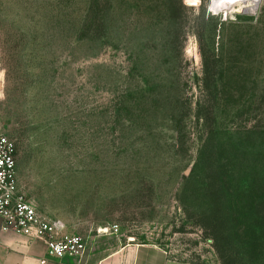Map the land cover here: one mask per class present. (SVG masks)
Here are the masks:
<instances>
[{"label":"rangeland","instance_id":"rangeland-1","mask_svg":"<svg viewBox=\"0 0 264 264\" xmlns=\"http://www.w3.org/2000/svg\"><path fill=\"white\" fill-rule=\"evenodd\" d=\"M0 132L69 233L221 264L192 218L206 144L231 188L264 180V0H0Z\"/></svg>","mask_w":264,"mask_h":264},{"label":"trees","instance_id":"trees-1","mask_svg":"<svg viewBox=\"0 0 264 264\" xmlns=\"http://www.w3.org/2000/svg\"><path fill=\"white\" fill-rule=\"evenodd\" d=\"M203 90L208 101L216 99L218 88L210 77ZM216 146L214 142L204 146L208 177L198 194L203 205L192 220L212 239L221 264H258L264 258V180L255 178L231 188Z\"/></svg>","mask_w":264,"mask_h":264},{"label":"built area","instance_id":"built-area-1","mask_svg":"<svg viewBox=\"0 0 264 264\" xmlns=\"http://www.w3.org/2000/svg\"><path fill=\"white\" fill-rule=\"evenodd\" d=\"M16 156L13 140L0 132V218L3 230L44 241L51 258H81L87 250L86 238L69 233L62 220L43 215L31 200L20 194ZM113 232H118V226Z\"/></svg>","mask_w":264,"mask_h":264},{"label":"crops","instance_id":"crops-1","mask_svg":"<svg viewBox=\"0 0 264 264\" xmlns=\"http://www.w3.org/2000/svg\"><path fill=\"white\" fill-rule=\"evenodd\" d=\"M81 258H51L44 241L3 230L0 218V264H195L171 259L155 244L125 241L116 232L88 235Z\"/></svg>","mask_w":264,"mask_h":264},{"label":"bare ground","instance_id":"bare-ground-1","mask_svg":"<svg viewBox=\"0 0 264 264\" xmlns=\"http://www.w3.org/2000/svg\"><path fill=\"white\" fill-rule=\"evenodd\" d=\"M260 0H229V3L235 8L236 6H245L246 9L255 10Z\"/></svg>","mask_w":264,"mask_h":264}]
</instances>
